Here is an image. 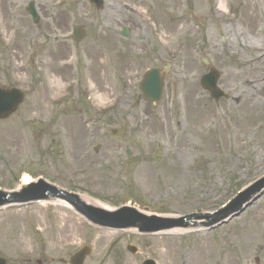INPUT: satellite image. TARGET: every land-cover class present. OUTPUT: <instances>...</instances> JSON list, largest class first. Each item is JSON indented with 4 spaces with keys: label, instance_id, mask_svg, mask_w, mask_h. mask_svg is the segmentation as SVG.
Here are the masks:
<instances>
[{
    "label": "rangeland",
    "instance_id": "1",
    "mask_svg": "<svg viewBox=\"0 0 264 264\" xmlns=\"http://www.w3.org/2000/svg\"><path fill=\"white\" fill-rule=\"evenodd\" d=\"M73 25L85 33L78 42ZM202 57L228 98L201 88ZM167 64L161 98L143 100L142 75ZM263 78L264 0H103L101 10L87 0H0V86L23 91L0 119V188L26 174L106 209L211 212L264 175ZM182 232L106 229L70 207L32 202L0 209V256L68 264L87 245L83 264L163 255L172 264H264V192L220 226Z\"/></svg>",
    "mask_w": 264,
    "mask_h": 264
},
{
    "label": "water",
    "instance_id": "2",
    "mask_svg": "<svg viewBox=\"0 0 264 264\" xmlns=\"http://www.w3.org/2000/svg\"><path fill=\"white\" fill-rule=\"evenodd\" d=\"M96 9L103 8V0H87ZM27 12L33 22H37L38 14L34 3L31 1L27 5ZM128 30L123 28L121 34L128 36ZM84 31L79 26L72 28V37L81 40ZM203 64L208 62L202 59ZM162 73L156 68H151L144 75L140 90L142 97L146 101L155 104L162 89ZM218 73L212 67L200 77L199 83L202 88L208 90L209 96L215 100L226 97L222 90L217 87ZM22 99V93L18 89L0 88V119L12 113ZM2 158L0 154V159ZM264 191V176L256 179L251 184L240 190L232 199L227 201L212 213H191L177 218L159 217L146 215L133 206H120L113 210H108L91 203L85 202L77 193L70 192L61 187L49 183L45 179L38 177L26 183H20L16 189H0V208L9 205L27 204L30 202H62L73 208L75 212L83 216L90 223L111 229H135L139 233H158L171 229H200L220 224L228 218L239 214L247 205L257 199ZM129 250H134L133 246H128ZM89 253L87 246L81 247L70 258V264H83L84 257ZM0 264H5V260L0 257ZM143 264H154L147 259Z\"/></svg>",
    "mask_w": 264,
    "mask_h": 264
},
{
    "label": "flooded vegetation",
    "instance_id": "3",
    "mask_svg": "<svg viewBox=\"0 0 264 264\" xmlns=\"http://www.w3.org/2000/svg\"><path fill=\"white\" fill-rule=\"evenodd\" d=\"M127 248V247H126ZM131 253L132 255H136L138 254L137 252H129ZM146 258H151L153 259V261L155 262V264H172L171 262V257L169 255H163V256H160L159 258H153V257H142V258H139L138 260L139 261V264H142V261ZM117 260V259H116ZM159 260L161 261V263L159 262ZM37 264H42V261L41 260H37L36 261Z\"/></svg>",
    "mask_w": 264,
    "mask_h": 264
},
{
    "label": "bare ground",
    "instance_id": "4",
    "mask_svg": "<svg viewBox=\"0 0 264 264\" xmlns=\"http://www.w3.org/2000/svg\"><path fill=\"white\" fill-rule=\"evenodd\" d=\"M252 40H255V39H252ZM262 82H263V84H264V78L262 79ZM248 84H250V83L248 82ZM28 180H29V179L26 177V174H25V175L23 176V178H22L23 183H26ZM82 198H83V200H85L86 202H91L90 200H88V199H86V198H84V197H82ZM56 203L68 207L67 205L62 204V203H59V202H56ZM91 203H92V202H91ZM171 232H179V231H178V230H172Z\"/></svg>",
    "mask_w": 264,
    "mask_h": 264
}]
</instances>
